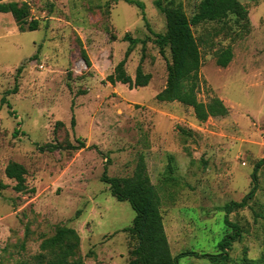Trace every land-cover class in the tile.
Instances as JSON below:
<instances>
[{
  "label": "rangeland",
  "instance_id": "rangeland-1",
  "mask_svg": "<svg viewBox=\"0 0 264 264\" xmlns=\"http://www.w3.org/2000/svg\"><path fill=\"white\" fill-rule=\"evenodd\" d=\"M133 1L144 5L145 21L124 0H2L27 3L28 21L38 27L20 31L10 14L0 13V185L6 186L0 188V264L32 263L58 226L77 232L85 264H129L131 244L122 230L135 212L111 196L101 176L105 170L108 177L131 176L141 156L161 197L173 256L221 254L219 243L232 233L225 205L249 192L254 165L264 158V0L241 1L246 29L231 16L193 27L205 42L197 98L218 97L229 109L204 123L189 107L156 101L170 57L168 50L160 55L150 30L164 33L165 19L156 0ZM173 1L191 18L202 0ZM127 33L146 40L142 68L151 79L143 88L107 81L125 55ZM229 46L231 62L218 67L214 53ZM141 56L139 43L125 65L132 78ZM78 140L85 148H65ZM10 162L24 166L34 193L13 190L4 173ZM228 219L242 231L228 260L185 256L178 264H243L264 255V164L256 194Z\"/></svg>",
  "mask_w": 264,
  "mask_h": 264
},
{
  "label": "trees",
  "instance_id": "trees-1",
  "mask_svg": "<svg viewBox=\"0 0 264 264\" xmlns=\"http://www.w3.org/2000/svg\"><path fill=\"white\" fill-rule=\"evenodd\" d=\"M243 0H202L197 12L188 18L181 4L173 0H156L155 7L164 16L165 32L162 34L150 33L154 36V44L159 53L165 58L168 50L170 59L166 62V82L164 88L155 95V99L161 103H179L192 109L195 119L199 123L206 122L209 118H224L229 114V109L218 97H211L207 102L197 98L201 86L200 69L203 64L202 48L203 40H198L193 32V27L205 23H226L230 16L235 18L237 24L243 21L245 29L248 27V12L242 4ZM254 2L262 0H250ZM128 5L136 6L141 11L142 20L145 21L144 5L133 0H124ZM0 13H8L12 16L20 31H36L37 21H28L30 11L25 2L4 3L0 0ZM123 41L128 43L125 55L117 63L107 81L113 86L117 83L127 85L131 89L148 86L151 75L144 73L142 62L146 50V40L133 39L128 33ZM142 44V56L132 78L126 73L125 65L137 44ZM81 55L89 66V58L84 49ZM215 63L218 67L226 68L233 58L232 48L226 47L214 53ZM21 72V67L18 73ZM17 86L14 91L16 92ZM5 103V99H1ZM10 108V106L8 105ZM61 124L60 122L57 123ZM74 118L71 119V126ZM185 135V131H182ZM57 149L58 147H51ZM66 149L77 151L85 148V143L78 140V145L68 144ZM264 164V158L254 165L251 174V187L249 192L240 202H229L225 205V223L232 229L218 245L221 254H197L191 251L173 256L170 250L168 237L165 232L163 216L161 212V197L156 187L151 183L145 162L140 157L133 174L128 177H108L106 170L101 176V181L109 186L110 194L120 202H128L135 212L132 225L122 231L127 233L131 244L129 251V264H178L185 256L207 258L211 261L228 260L227 250L231 244L237 241L242 231L238 225L228 219L232 209H243L254 197L257 191V172ZM5 176L15 182L13 190L16 193H34V189H28L26 185L27 171L19 163L10 162L4 169ZM5 189V185H0ZM80 237L73 228L58 226L55 233L42 240L39 245L40 253L33 257V262L22 264H85L79 254ZM243 264H264V255L258 260L244 259Z\"/></svg>",
  "mask_w": 264,
  "mask_h": 264
}]
</instances>
